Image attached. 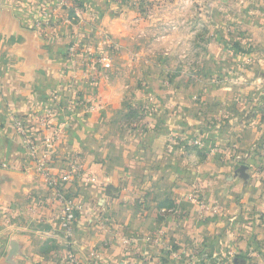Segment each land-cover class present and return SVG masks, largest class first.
Wrapping results in <instances>:
<instances>
[{"label": "crops", "instance_id": "crops-1", "mask_svg": "<svg viewBox=\"0 0 264 264\" xmlns=\"http://www.w3.org/2000/svg\"><path fill=\"white\" fill-rule=\"evenodd\" d=\"M67 1L0 0V264H264V0ZM46 110L52 173L83 167L70 239L15 126L42 143Z\"/></svg>", "mask_w": 264, "mask_h": 264}, {"label": "built area", "instance_id": "built-area-1", "mask_svg": "<svg viewBox=\"0 0 264 264\" xmlns=\"http://www.w3.org/2000/svg\"><path fill=\"white\" fill-rule=\"evenodd\" d=\"M57 5L60 7L64 5L69 6V3L67 0H58ZM54 16L56 18L58 17L56 21L55 19H53L50 21L48 20L46 22H43L44 24H46L47 27L51 28L52 31L60 23L71 24L72 21H74L73 17L70 15L62 18H59L60 16L58 15H54ZM80 35L81 34L78 33L77 30L73 32V36L75 37H79ZM75 41L72 42L69 47L70 57H75L80 51V42H75ZM100 57H101L100 61H105L107 59V58L105 59L104 56H100ZM104 65L109 66L110 65L109 60ZM53 115H54V111L46 110L41 115L38 116L39 124H40L39 131L43 135L42 138L43 142L41 143L42 146L39 143H37L35 139H33V137L30 135V131L27 128L28 125L25 123L23 119H17L15 122V126L17 131L22 135L25 144L30 151L36 172L45 179L48 186L52 189L55 199H57L63 205L62 214L60 217V226L61 229L64 231L66 238L70 239L74 234V227L77 221V214H76L77 208L74 205L73 201L68 198L65 191H63L61 188L63 184L75 181L76 178L83 173V167L80 161V157L78 155H74L72 161L69 164V167L67 168L66 172L62 177H59L52 173L51 165L54 161V156L51 153V148L55 144V142L61 138L63 133V130L61 128L56 129L52 132L47 131L49 120L52 118ZM196 143L200 144V141H197ZM4 166L5 165L0 164V169ZM123 241L129 242L127 239H123ZM234 254L235 252L233 251L231 252L230 255L233 256ZM67 256L72 264H80L78 257L74 252L72 251L68 252ZM229 259H226L225 261H221V263L229 264V261H231L232 258L230 260Z\"/></svg>", "mask_w": 264, "mask_h": 264}, {"label": "rangeland", "instance_id": "rangeland-1", "mask_svg": "<svg viewBox=\"0 0 264 264\" xmlns=\"http://www.w3.org/2000/svg\"><path fill=\"white\" fill-rule=\"evenodd\" d=\"M133 4L136 6H138V7H140V8H142V10H144V11H152V8H153V6H152V1L151 0H134L133 1ZM136 6V7H137ZM232 32V31H231ZM80 42H84L85 43V38L83 37V36H81L80 38ZM79 42V41H78ZM112 49H114V51H115V49H117V48H115V47H112ZM97 53H99L100 55L98 56V57H93V61H95V63H93V64H95V65H100V66H102V65H104L105 63H106V61L109 59V58H111V57H107V59H106V61H100V56L102 55V52H100V51H97ZM104 54V53H103ZM115 54V53H114ZM113 54V56L114 57H116V54L114 55ZM109 62H110V64H111V60L109 59ZM92 64V65H93ZM243 162H244V164H245V161H244V159H243ZM52 201H57V200H55V199H52ZM60 219V218H59ZM59 225H60V222H59ZM58 229H59V226H58ZM59 230H57V232H58ZM50 236L52 237V238H54V236L56 237V238H59L60 236H59V233H57L56 234V232L54 231V232H52L51 234H50ZM66 250H67V248H66ZM12 253V252H11ZM18 254V252L17 253H12V254H10V256L11 255H17ZM68 251L65 253V256H64V262L63 263H59V264H72L70 261H69V259H68ZM78 257V256H77ZM216 261H214V262H212V263H210V264H218V263H221V261H224V259H225V257L223 256H216ZM78 260H79V263L80 264H86L85 263V261H83L81 258H79L78 257ZM220 260V261H219ZM232 261V260H231ZM218 262V263H217ZM195 262H193V264H194ZM15 264H17V263H15ZM56 264H58V263H56ZM222 264V263H221Z\"/></svg>", "mask_w": 264, "mask_h": 264}, {"label": "water", "instance_id": "water-1", "mask_svg": "<svg viewBox=\"0 0 264 264\" xmlns=\"http://www.w3.org/2000/svg\"><path fill=\"white\" fill-rule=\"evenodd\" d=\"M249 169V166L247 164H241L237 170H236V175L245 179V180H248L249 179V174L247 173ZM18 252V243L17 242H13L12 243V253H17ZM232 263L233 264H247V260L243 257H240V256H234L232 258Z\"/></svg>", "mask_w": 264, "mask_h": 264}, {"label": "trees", "instance_id": "trees-1", "mask_svg": "<svg viewBox=\"0 0 264 264\" xmlns=\"http://www.w3.org/2000/svg\"><path fill=\"white\" fill-rule=\"evenodd\" d=\"M75 31V28L73 29V32ZM80 49L82 50V49H85L86 51L85 52H88L87 54H89V56H88V61H90L92 64L93 63H95V61H93V57H98V54H96L95 52H92V48L91 47H89L88 45H86L84 42H80ZM86 45V46H85ZM85 46V47H84ZM25 121V123L28 125L27 126V128L29 129V131H30V135L33 137V139H35V141L37 142V143H39V144H41L40 142H39V140H37V136H38V131L36 130L35 131V135L33 134V131H34V126H32L26 119L24 120ZM52 127V121L51 120H49V125H48V127H47V131L49 130V128H51ZM230 263H232V262H230Z\"/></svg>", "mask_w": 264, "mask_h": 264}]
</instances>
